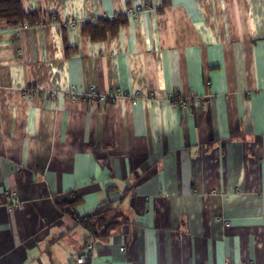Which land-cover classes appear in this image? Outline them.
Masks as SVG:
<instances>
[{"label": "crops", "instance_id": "obj_1", "mask_svg": "<svg viewBox=\"0 0 264 264\" xmlns=\"http://www.w3.org/2000/svg\"><path fill=\"white\" fill-rule=\"evenodd\" d=\"M20 3L43 23L0 21V264H264V0ZM75 194L127 221L92 238Z\"/></svg>", "mask_w": 264, "mask_h": 264}, {"label": "trees", "instance_id": "obj_2", "mask_svg": "<svg viewBox=\"0 0 264 264\" xmlns=\"http://www.w3.org/2000/svg\"><path fill=\"white\" fill-rule=\"evenodd\" d=\"M112 23L106 19L108 24L116 23V16L113 17ZM0 21H7L13 24H27L33 26L43 23L38 15L24 13L20 0H0ZM115 21V22H113ZM97 25V24H96ZM95 24L86 23L85 29H93ZM81 203L80 196L73 195V201L70 203H61L60 208L67 211L77 225L82 226L92 238L105 239L121 224L127 221V217L122 212L116 211L109 204L101 205L94 212L85 216H79L75 212L77 205Z\"/></svg>", "mask_w": 264, "mask_h": 264}, {"label": "built area", "instance_id": "obj_3", "mask_svg": "<svg viewBox=\"0 0 264 264\" xmlns=\"http://www.w3.org/2000/svg\"><path fill=\"white\" fill-rule=\"evenodd\" d=\"M128 13L134 15V17L136 16L135 11L129 10ZM70 24H73V23H70ZM84 95H85L84 97L88 101V103H91L92 99L97 96V93H96L94 88H89ZM71 97L75 98L73 92L71 93ZM169 100H170V102H172V104H174L175 106H179L183 110H189L190 109L189 108V101L181 98L179 96V94H177V93L170 94ZM11 197L13 200L14 195H11ZM21 206H22L21 203H19L17 201H13L12 203L6 204L5 208L8 212H13V211H15V209H18ZM228 225H229V223L226 224V226H228ZM95 245H96V243L94 240H91L90 242H88L85 245L84 249L81 251V253L78 257V261L80 263H85V262L90 261L92 259L93 253H94V250L96 247ZM122 250H123V248H122Z\"/></svg>", "mask_w": 264, "mask_h": 264}]
</instances>
